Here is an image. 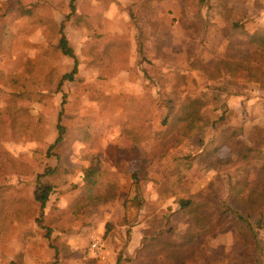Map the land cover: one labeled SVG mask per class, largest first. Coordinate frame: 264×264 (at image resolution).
<instances>
[{"label":"rangeland","instance_id":"374dc122","mask_svg":"<svg viewBox=\"0 0 264 264\" xmlns=\"http://www.w3.org/2000/svg\"><path fill=\"white\" fill-rule=\"evenodd\" d=\"M71 1L24 0L35 6L37 18L44 20L39 23L17 8L8 10V0H0V117L13 94H20V118L30 114L37 125L36 131L15 136L7 121L9 127L0 136V151L35 167L34 174L0 179V197L12 202L0 208V264H137L129 258L149 242L146 234L158 224L167 223L174 228L173 240H183L191 217L180 208L179 198L203 200L213 191V198L222 201L231 185L244 182L240 195L247 200L264 181V159L241 163L239 155L244 144L252 145L264 133V83L251 80L243 67L246 61L263 66L264 72V47L232 27L235 19L243 17L250 34L264 28V0H233V16L220 13L212 0L202 8L208 24L202 30L190 25L197 0H152L149 6L142 5L143 0H76L77 13L92 26L85 21L75 25L74 18H67ZM130 8L138 14L137 24ZM52 18L57 29L64 24L80 61L76 79L65 81L61 90L59 80L72 70L74 60L58 48L59 35L49 23ZM152 21L160 36H148L149 58L170 74L182 96L206 93L212 102L202 111L203 121L177 125L168 134L137 142L121 130L129 99L145 94L144 75L136 65L137 25L145 23L150 32ZM119 35L131 42L130 69L107 74L95 63L91 50L100 44L102 51L100 42ZM158 42L163 43L159 51ZM227 62L233 63L234 71ZM142 66L153 69L148 62ZM62 109L64 140L51 150ZM160 112L162 108L154 112V130L161 129ZM223 113L226 122L215 127L214 120ZM29 127L23 125L25 130ZM132 147L139 148L140 157L121 158V151ZM184 154L195 156L188 169L176 158ZM92 164L97 168L96 181L87 186L84 172ZM54 167L58 173L44 175ZM137 171L140 179L134 184ZM39 179L54 186L44 213L37 202L28 206L34 202ZM4 188L8 189L3 192ZM241 204L250 211L253 199ZM18 207L28 211L21 220L9 216L8 210ZM247 233L246 223H227L198 237L191 255L176 263L251 264L244 240ZM97 240L101 246L95 252ZM168 254L159 253L158 259L175 264L166 261Z\"/></svg>","mask_w":264,"mask_h":264},{"label":"trees","instance_id":"16d2710c","mask_svg":"<svg viewBox=\"0 0 264 264\" xmlns=\"http://www.w3.org/2000/svg\"><path fill=\"white\" fill-rule=\"evenodd\" d=\"M75 1L76 0H72L70 3V12L68 13L67 18H74L75 25L85 21L87 22V26H92V23L88 21V18L85 20V17L77 13ZM148 1L152 0H143L142 5L144 4V6H149ZM210 1L212 0H197V3L193 4L194 21L190 25H192L196 30H202L203 27H208V24L205 22L202 15V8ZM215 1L216 3L213 4L218 7L220 13L229 16L234 15L235 8L233 0ZM132 5L137 7L138 3H133ZM7 7L8 10L17 8L22 16H27L39 23H44L42 18H37L34 10L35 6L33 4L30 6L26 5L24 0H8ZM129 12L131 19H133L137 24V12L132 8H130ZM246 21L247 19L243 17L235 19L232 27L243 34L248 35L251 43L264 47V28L256 29L250 34L245 29ZM49 23L54 30H57L59 35L58 48L64 55H67L74 60L72 70L62 74L59 80L57 89L61 90L65 81H74L76 79L80 70V61L73 46L69 42L67 34L64 31V24L62 23L57 29L54 18H52ZM148 24L152 25V30L150 32H147L145 23L137 25L136 29L138 52L136 65L140 66L141 73L144 75L145 94L142 98L133 97L129 99L126 106L128 109V118L125 126H122L121 130L122 135L137 142L147 139L152 135H158L160 133L168 134L172 129L176 128L177 125H184L185 123L192 125L203 121L204 117L202 111L209 103L212 102L210 98H207L206 93H187L182 96L176 89L175 84L172 83L170 74L164 73L158 68V66L155 65L153 59L149 58L147 53L148 36L153 35L159 39L160 35L158 34L156 22L152 21ZM190 25H187V27H190ZM125 38L123 35H119V37L117 36L110 42H100L102 43V46L104 45L102 51L99 50L100 44L91 50V54L94 55L95 63L98 65L100 64L107 74H112L118 70L130 69L129 52L131 49V42L129 39ZM158 43L159 51L163 46V43ZM143 62L150 63L153 69L149 70L147 67L142 66ZM245 63L247 64H243V67L248 71L251 80L264 83V72L262 70L263 66L246 61ZM226 65L230 71H234L235 67L232 62H227ZM13 96L14 98L10 101V104L3 109L4 113L0 117V136L9 126L11 130H13L12 134L15 136L27 133L26 131L37 130V125L32 115L25 112L27 117L24 119L20 118L22 111L17 108V101L23 96L15 93ZM63 97L64 99L62 105L66 103L65 93L63 94ZM158 108H162V112H160L161 129L154 130V112ZM63 113L64 109H62L59 113V122L57 124L58 136L55 142L50 146L51 150L64 140L66 127L62 124ZM226 119L227 117L223 113L218 119L214 120L213 125L216 127L219 123H225ZM7 121L9 122V126L6 123ZM26 124L30 127L25 130L23 125ZM218 147L219 146L215 147L213 151H216ZM138 150V147L123 149L121 151V158L135 159L140 157ZM239 155L241 163L244 160L255 158L264 159V133L261 132V137L252 145L244 144L240 149ZM176 158H181L188 169L191 167L195 156L192 154H184L177 156ZM58 171V167L49 168L44 175L58 173ZM96 172L97 168L94 164L87 167L85 170L83 179L87 186L95 183ZM34 173L35 167L32 163L25 161L22 157L12 155L9 151H0V179L8 174L28 175ZM139 179V172H134L133 183H137ZM240 183L241 182L231 185L227 191V198L224 200L222 199V201L213 198L214 195L211 194L213 191H211V193L203 200H200V196L179 198L178 202L180 204V208L188 212L191 217L190 226L182 235L183 240H173L172 233L174 228L168 226L167 223H165V225L160 223L154 230L147 232L146 238L149 239V242H144L143 246L137 251L136 255L134 257H130L129 260L134 259L137 264H163L166 262L160 261L158 259V254H165L166 256L169 252L166 261L169 263L174 261L175 264H178L176 262L181 258V256L191 255L196 246L198 237H206L218 228L224 227L227 223L234 226L243 222L246 223L248 229V233L244 236V240L248 245L249 263L264 264V181H262L258 187L256 186V188L250 192V197L247 200L240 195L244 190V182ZM7 189L8 188H4L3 192ZM53 190L54 186L52 183L49 181L42 182L39 179L34 190V202H29V208L37 202L40 204L42 213H44ZM252 199L253 206L250 208V211L246 210L245 207L242 206L241 202L251 201ZM8 203H12L9 197L5 195L0 197V208H4V205ZM8 211L10 212L9 216L12 214L14 217L13 219L15 220H21L24 215L28 213V211L26 209L24 210L22 207L10 208ZM252 212H255L257 215L255 216ZM3 213H5L4 209L1 210V214ZM50 232L51 230L49 229V236L51 235ZM122 258L123 255L121 254L118 261H121Z\"/></svg>","mask_w":264,"mask_h":264},{"label":"built area","instance_id":"2783aa9c","mask_svg":"<svg viewBox=\"0 0 264 264\" xmlns=\"http://www.w3.org/2000/svg\"><path fill=\"white\" fill-rule=\"evenodd\" d=\"M100 246H101L100 242L98 240L95 241L94 244H93V247H92L93 251H95V252L100 251Z\"/></svg>","mask_w":264,"mask_h":264}]
</instances>
